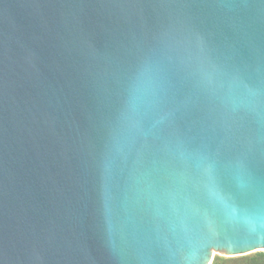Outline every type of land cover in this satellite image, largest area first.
I'll return each instance as SVG.
<instances>
[{"label": "water", "instance_id": "95a60500", "mask_svg": "<svg viewBox=\"0 0 264 264\" xmlns=\"http://www.w3.org/2000/svg\"><path fill=\"white\" fill-rule=\"evenodd\" d=\"M264 256V0H0V264Z\"/></svg>", "mask_w": 264, "mask_h": 264}, {"label": "rangeland", "instance_id": "374dc122", "mask_svg": "<svg viewBox=\"0 0 264 264\" xmlns=\"http://www.w3.org/2000/svg\"><path fill=\"white\" fill-rule=\"evenodd\" d=\"M218 258H220V259H228V258H225V257L220 256V255H218ZM230 264H239V263L232 262ZM241 264H264V256H261V257H258V258L243 262Z\"/></svg>", "mask_w": 264, "mask_h": 264}, {"label": "trees", "instance_id": "16d2710c", "mask_svg": "<svg viewBox=\"0 0 264 264\" xmlns=\"http://www.w3.org/2000/svg\"><path fill=\"white\" fill-rule=\"evenodd\" d=\"M239 258H234V259H220V258H216L212 264H230L232 262H237L239 264H241V260H238Z\"/></svg>", "mask_w": 264, "mask_h": 264}]
</instances>
